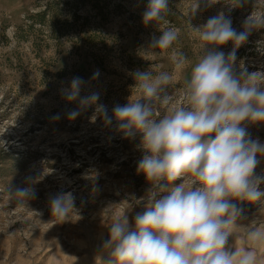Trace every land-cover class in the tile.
<instances>
[{"label": "rangeland", "instance_id": "374dc122", "mask_svg": "<svg viewBox=\"0 0 264 264\" xmlns=\"http://www.w3.org/2000/svg\"><path fill=\"white\" fill-rule=\"evenodd\" d=\"M149 0H0V264H101L109 260L103 247L110 224L127 215L134 225L149 198L159 192L138 164L146 154L141 134L124 138L117 122L105 126L95 106L75 120L67 113L78 107L61 89L79 76L88 82L81 96L99 92L97 103L113 115L132 95L137 71L167 72L173 76L168 92L172 108L185 104L184 89L205 50L192 28L223 13L237 32L251 14L264 16L259 0H168L162 21L143 22ZM198 5L195 12L193 9ZM178 29L167 50L150 47L164 30ZM233 51L234 43L209 45ZM173 52L183 53L186 68L175 73ZM99 76L92 79L94 73ZM264 72V27L254 28L235 49L234 74ZM59 113V120L51 117ZM253 140L264 144V122H245ZM254 175L264 177V154H257ZM31 180L26 182V178ZM177 180L172 184H179ZM34 188L24 199L16 187ZM162 184L168 185L166 180ZM171 186V185H169ZM264 191V182L259 185ZM71 192L74 210L67 220L52 215L50 198ZM239 210L226 249L255 248L264 264V243L248 233L264 228V199L233 201Z\"/></svg>", "mask_w": 264, "mask_h": 264}, {"label": "clouds", "instance_id": "9594fccd", "mask_svg": "<svg viewBox=\"0 0 264 264\" xmlns=\"http://www.w3.org/2000/svg\"><path fill=\"white\" fill-rule=\"evenodd\" d=\"M240 2L231 0L233 6ZM259 2L264 4V0ZM167 12L168 0H149L143 22L162 21ZM258 27H264V16L251 14L243 23L244 31L237 32L231 20L220 13L192 28L205 54L186 82L185 104L163 115L159 108H167L173 100L168 92L173 76L167 72H135L128 103L116 105L112 116L105 105L97 103L99 92L81 96L88 84L83 78L75 76L69 87L61 89L68 102H78V107L67 113L69 120L95 106L105 126L115 119L124 138L141 134L146 154L138 171L153 188L167 192L159 199L154 192L146 210L135 215L134 225L125 214L110 224V238L103 245L110 250L109 260L100 259L101 264H260L255 248L226 249L230 226L239 216L233 201L264 199V191L259 190L264 177L254 175L257 154H264V144L251 139L244 126L245 122H264V72L245 70L237 76L233 71L235 49ZM178 34V29L164 30L150 47L167 50ZM229 41L234 48L227 58L207 47ZM171 61L175 73L188 64L183 53L173 52ZM98 76L97 70L92 79ZM60 118L59 113L51 117ZM30 180L26 178V182ZM164 180L168 185L161 183ZM177 180L181 182L173 185ZM11 192L24 199L35 195L30 183ZM74 199L71 192L51 197L52 215L67 220ZM248 238L264 243V228L250 231Z\"/></svg>", "mask_w": 264, "mask_h": 264}]
</instances>
